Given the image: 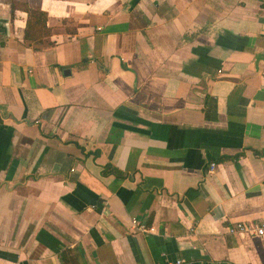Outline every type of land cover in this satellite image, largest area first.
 <instances>
[{"label": "crops", "instance_id": "obj_1", "mask_svg": "<svg viewBox=\"0 0 264 264\" xmlns=\"http://www.w3.org/2000/svg\"><path fill=\"white\" fill-rule=\"evenodd\" d=\"M17 1L48 33L0 0V264H264L227 230L264 224V0Z\"/></svg>", "mask_w": 264, "mask_h": 264}, {"label": "trees", "instance_id": "obj_2", "mask_svg": "<svg viewBox=\"0 0 264 264\" xmlns=\"http://www.w3.org/2000/svg\"><path fill=\"white\" fill-rule=\"evenodd\" d=\"M11 13L14 14L15 11L20 10L26 13V25L24 39L28 41H36L48 33L46 27V13L39 9H32L27 6V4L19 2L17 0H9ZM66 252L63 251L60 256L63 260L65 258Z\"/></svg>", "mask_w": 264, "mask_h": 264}, {"label": "built area", "instance_id": "obj_3", "mask_svg": "<svg viewBox=\"0 0 264 264\" xmlns=\"http://www.w3.org/2000/svg\"><path fill=\"white\" fill-rule=\"evenodd\" d=\"M214 166V164H211V168ZM132 224L134 227H136L139 230L145 231L147 228L144 224H141L137 222L135 219H132ZM227 230L230 234H256L259 236L264 235V224H257V223H247V222H235L233 224H230L227 227ZM169 264H185V262L177 258L173 262Z\"/></svg>", "mask_w": 264, "mask_h": 264}]
</instances>
